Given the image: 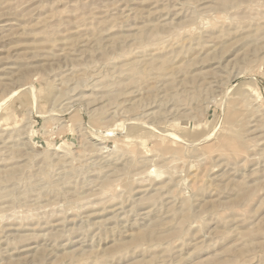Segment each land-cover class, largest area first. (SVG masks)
<instances>
[{
	"label": "rangeland",
	"instance_id": "obj_1",
	"mask_svg": "<svg viewBox=\"0 0 264 264\" xmlns=\"http://www.w3.org/2000/svg\"><path fill=\"white\" fill-rule=\"evenodd\" d=\"M0 264H264V0H0Z\"/></svg>",
	"mask_w": 264,
	"mask_h": 264
}]
</instances>
